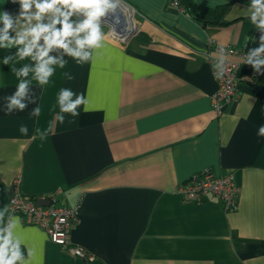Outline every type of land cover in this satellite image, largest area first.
<instances>
[{
    "label": "crops",
    "instance_id": "obj_1",
    "mask_svg": "<svg viewBox=\"0 0 264 264\" xmlns=\"http://www.w3.org/2000/svg\"><path fill=\"white\" fill-rule=\"evenodd\" d=\"M193 1L226 6L223 23L203 24L171 0H124L136 33L117 41L103 23L109 35L94 61L65 57L66 67L43 89L33 82L36 104L11 115L4 111V96L18 83L11 69L28 61L4 66L9 52L0 49V210L8 209L17 177L27 196L79 202L72 240L93 256L73 255L17 216L31 264H264V74L218 113L211 65L196 52L210 39L252 49L260 33L246 14L250 0ZM18 8L0 0V11ZM61 88L84 93L89 111L82 106L78 117L56 121ZM37 105L38 118L30 115ZM205 168L234 174L235 209L213 196L182 198L179 185Z\"/></svg>",
    "mask_w": 264,
    "mask_h": 264
},
{
    "label": "clouds",
    "instance_id": "obj_2",
    "mask_svg": "<svg viewBox=\"0 0 264 264\" xmlns=\"http://www.w3.org/2000/svg\"><path fill=\"white\" fill-rule=\"evenodd\" d=\"M18 4V10L13 13L0 11V49L7 50L4 56V66L14 65L21 61L19 68L12 67V72L18 80L15 91L4 96L7 101L4 106L6 115L16 111H24L29 104H36L37 97L32 88L43 89L51 82L56 69H64L68 64L65 57H70L78 65L93 62L99 50L105 48L108 33L103 30L104 19L115 17L124 5V0H11ZM246 14L260 33L258 47L249 49L242 58L257 74H264V0H250ZM15 50V51H13ZM214 57L213 76L222 78L226 71V62L230 53L220 47L212 54ZM64 76L71 80L70 73ZM75 97V98H73ZM59 112L55 120L60 124L65 122V116L72 118L80 115V109L89 111V100L84 93H77L70 88H61L56 101ZM41 108L34 107L30 115L39 117ZM73 123V120H69ZM19 131L27 135L28 128L21 125ZM50 134V133H48ZM259 135L264 136V125L259 129ZM34 139V136L32 137ZM41 139H45L41 136ZM7 207L0 210V264H31L34 252L28 249L27 255L22 248L24 241L18 234L21 220L14 215H8ZM26 247V245H25Z\"/></svg>",
    "mask_w": 264,
    "mask_h": 264
},
{
    "label": "built area",
    "instance_id": "obj_3",
    "mask_svg": "<svg viewBox=\"0 0 264 264\" xmlns=\"http://www.w3.org/2000/svg\"><path fill=\"white\" fill-rule=\"evenodd\" d=\"M171 5L178 12H185L182 0H171ZM107 24H109V32H111L112 25L109 22ZM111 37L123 42L129 36L121 39L112 35ZM220 47H224L230 55L226 62L225 75L220 79L214 78L217 82V90L212 94L211 99L213 108L218 113L222 112L226 105L239 100L244 85L255 87L263 75L257 74L242 59L251 48L222 45L210 39L204 49L196 52L210 63L212 73L214 63L212 54L217 52ZM262 72H264V68H262ZM20 182L19 177L12 182L8 202L9 215L21 216L27 224L40 227L48 234L53 243L67 248L73 255L83 260L93 259V256L83 246L73 242L71 236L74 226L80 221V203L66 204L57 198L56 193L27 196L21 191ZM178 192L185 201L196 203H201L213 196L222 201L227 210H232L237 207L240 187L233 173L217 175L211 169L205 168L180 184ZM46 200L49 201L48 205L43 204Z\"/></svg>",
    "mask_w": 264,
    "mask_h": 264
},
{
    "label": "trees",
    "instance_id": "obj_4",
    "mask_svg": "<svg viewBox=\"0 0 264 264\" xmlns=\"http://www.w3.org/2000/svg\"><path fill=\"white\" fill-rule=\"evenodd\" d=\"M185 12L190 14L197 21L206 25H219L226 6H218L214 9L196 4L193 0H182Z\"/></svg>",
    "mask_w": 264,
    "mask_h": 264
},
{
    "label": "bare ground",
    "instance_id": "obj_5",
    "mask_svg": "<svg viewBox=\"0 0 264 264\" xmlns=\"http://www.w3.org/2000/svg\"><path fill=\"white\" fill-rule=\"evenodd\" d=\"M122 8L126 11L123 14L118 13V19L115 17H107L105 18L106 21L110 22L113 27L112 31L113 34L118 35V38L129 35L133 29V20L131 18V14L128 13L125 6ZM125 14L130 15L129 19L125 17Z\"/></svg>",
    "mask_w": 264,
    "mask_h": 264
},
{
    "label": "rangeland",
    "instance_id": "obj_6",
    "mask_svg": "<svg viewBox=\"0 0 264 264\" xmlns=\"http://www.w3.org/2000/svg\"><path fill=\"white\" fill-rule=\"evenodd\" d=\"M132 33H136L135 27L132 29V32L129 35H126V36H123V37H120V38H126L127 36L131 37L133 35ZM115 36L118 38V35H115Z\"/></svg>",
    "mask_w": 264,
    "mask_h": 264
},
{
    "label": "water",
    "instance_id": "obj_7",
    "mask_svg": "<svg viewBox=\"0 0 264 264\" xmlns=\"http://www.w3.org/2000/svg\"><path fill=\"white\" fill-rule=\"evenodd\" d=\"M104 23H108V21H106V20L104 19ZM43 204H44V205H48V204H49V201L46 200V201L43 202Z\"/></svg>",
    "mask_w": 264,
    "mask_h": 264
}]
</instances>
